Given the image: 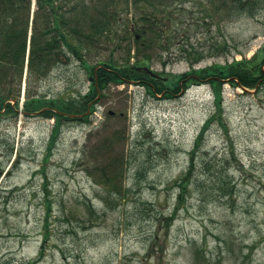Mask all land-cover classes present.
I'll return each mask as SVG.
<instances>
[{
	"label": "rangeland",
	"instance_id": "obj_1",
	"mask_svg": "<svg viewBox=\"0 0 264 264\" xmlns=\"http://www.w3.org/2000/svg\"><path fill=\"white\" fill-rule=\"evenodd\" d=\"M222 1L100 0L89 68L60 66L30 91L90 92L91 110L51 143L55 119L0 114V264H264V78L245 90L221 74L177 90L175 76L201 67L264 68V0L253 12ZM133 24L150 44L135 58ZM130 48L131 63L168 73L172 97L132 80L96 95L92 67L125 64Z\"/></svg>",
	"mask_w": 264,
	"mask_h": 264
},
{
	"label": "trees",
	"instance_id": "obj_2",
	"mask_svg": "<svg viewBox=\"0 0 264 264\" xmlns=\"http://www.w3.org/2000/svg\"><path fill=\"white\" fill-rule=\"evenodd\" d=\"M144 1L148 0H137L138 3ZM99 2L100 0H35V10L32 15L34 0H0V113L3 110L10 113L19 109L26 65L28 69L26 112L40 111L46 117H57L58 124H60L65 114L91 108L89 104L92 100L88 98L91 97V93L84 96L85 100L68 101L66 98L45 99L31 94L30 91H34L35 85L44 81L57 67L77 61L89 68V48L92 49L101 44L104 35L105 22L102 16L99 18L97 12ZM222 4L230 8L233 6L235 12L246 11L250 8L253 12L255 3L251 0L248 2L246 0H223ZM138 43V52L145 47H150V44L141 40ZM129 56H131V48ZM253 62L254 60H250L249 63ZM145 63L146 61L142 62V64ZM137 64H140V61ZM258 65L255 71L254 66L248 64L247 60L237 62L226 71L221 69L222 67L220 71H217L216 65L212 70L205 74L201 73L197 78L213 83L218 82L213 77L225 74L233 86L255 87L264 78V68L261 63ZM136 67L137 65H132L129 60L122 65H119L118 61H99L92 67L98 78L96 88H94L96 95L108 81L123 83L130 80H149L154 83L158 91L162 92L167 88L164 82L151 78L144 72L138 71ZM184 80L187 85L190 84L192 78H188V74L182 75L181 81ZM57 133L58 128L55 129L52 139ZM186 183L187 178L180 183L182 189L179 201L183 200L182 190ZM115 185L114 191H117L120 187L119 184ZM121 190L125 193L128 191L124 187Z\"/></svg>",
	"mask_w": 264,
	"mask_h": 264
},
{
	"label": "water",
	"instance_id": "obj_3",
	"mask_svg": "<svg viewBox=\"0 0 264 264\" xmlns=\"http://www.w3.org/2000/svg\"><path fill=\"white\" fill-rule=\"evenodd\" d=\"M145 70L147 71V72H149L150 74H153V72L150 70V69H148L147 67H145ZM154 75V74H153Z\"/></svg>",
	"mask_w": 264,
	"mask_h": 264
}]
</instances>
